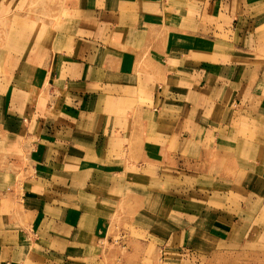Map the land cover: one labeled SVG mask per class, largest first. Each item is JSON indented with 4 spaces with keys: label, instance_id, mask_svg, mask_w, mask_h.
I'll return each mask as SVG.
<instances>
[{
    "label": "crops",
    "instance_id": "obj_1",
    "mask_svg": "<svg viewBox=\"0 0 264 264\" xmlns=\"http://www.w3.org/2000/svg\"><path fill=\"white\" fill-rule=\"evenodd\" d=\"M79 8L87 17L74 21L55 53L41 44L27 52L30 41H16L14 33L13 51L0 47V264H95L123 193L132 188L123 184V172L145 161L179 169L177 156L201 157L190 148L202 142L184 134L193 126L189 108L198 98L206 108L222 107L229 89V96L240 89L244 95L250 85L242 76L255 72L251 63L264 43V0H83ZM239 17L247 19L242 28L233 22ZM145 51L147 64L157 67L148 76L141 67ZM245 60L247 67L235 63ZM33 81L51 91L50 100H33ZM258 103L251 100L249 110L258 111ZM231 106L216 137H231L232 160L264 170V127L255 129L250 115L240 114L243 104ZM209 130L196 117L194 131L207 137ZM211 154L225 156L224 145L206 153L201 169H211ZM169 201L175 209L182 204L184 220L201 219L203 233H234L221 242L242 245V229L264 237L259 207L236 215ZM195 228L185 223L178 235L186 243Z\"/></svg>",
    "mask_w": 264,
    "mask_h": 264
},
{
    "label": "rangeland",
    "instance_id": "obj_2",
    "mask_svg": "<svg viewBox=\"0 0 264 264\" xmlns=\"http://www.w3.org/2000/svg\"><path fill=\"white\" fill-rule=\"evenodd\" d=\"M82 2L83 0H0V47L13 51L9 47H13L11 33H14L17 36L16 41H21L20 36L25 41H30V51L27 49V52L32 53L33 49H39L41 44L44 48L48 46L49 51L55 53L57 43L69 34L74 21L82 13L87 17L88 10L79 8ZM228 12L226 11V15H232ZM243 18L239 17L233 20L235 27L241 26L242 28V23L246 24L247 19ZM221 21L223 24H228L227 19ZM237 24L239 26H236ZM224 37L228 40L232 39L230 33H225ZM226 42L225 40L226 49H230L232 46ZM230 44L232 45V43ZM244 44L240 43L239 48L242 49ZM16 45L18 46L19 43L16 42L14 46ZM256 54L261 56H257L251 63L255 72L242 76L241 83L250 85L244 95L237 94L241 92L240 89L236 94L229 96L231 93L229 89L227 97L226 94L224 96L226 97L223 100L225 105L222 107L206 108L205 101L200 102V98H198L194 103L200 104L189 108L192 113L190 120L193 126L192 130L190 129L184 134L202 142L199 148L194 146L195 143L190 148L195 152L197 149L198 153H201V157L198 155L199 158H196L190 154L177 156L176 161L179 162V169L171 170L166 165H154L145 161L142 164H131L135 171L126 170L123 172V184L132 188L131 190L128 188L123 193V203H121L117 217L109 228L110 232L104 240L103 250L95 253V264H264L263 234H244L242 229L239 232L242 239H245L242 245L221 242L222 236V239L226 240L227 238L228 240L229 236L234 233H230V230H225L223 235L203 233L205 229L198 226L201 219H192L191 222L184 220L182 216L184 211L180 209L182 204L177 206L178 209H175L174 203L169 201L174 198L188 199L189 205H192L190 210L193 212L202 207L206 211L211 209L210 211L215 210L218 213L229 212L238 215L243 211L246 214L249 207L252 210H257L259 207L260 211L264 213L263 168H256L255 165L246 163L241 158L236 157L235 160H232L231 152L234 151V147L231 146V137L229 140L221 139V136L216 137L217 125L218 127L226 126V120H230L232 117L231 105L234 100L238 104H243L244 107L241 108L240 114L250 115V124L255 129L264 127V123L259 120L263 118L262 115L264 116V43L257 44ZM147 55L148 52L145 51V58L141 65L146 76L157 69L154 65L147 64L150 59L147 58ZM235 63H240V67L243 68L247 67L248 60ZM227 77L229 78L230 75ZM115 81L119 82L117 79L111 82ZM158 84L156 82V85ZM48 85L47 87H50ZM34 86L36 89L32 91V94L36 97H33V100L34 98L35 100L46 98L45 96L50 100L51 91L46 93L40 91L35 83L33 88ZM208 93L209 96L213 94L211 91ZM254 98L259 100L257 105L261 106L258 107V111H253V108L250 111L248 107ZM218 99L221 100L222 96L220 95ZM234 108L238 109V106ZM181 111L184 112L183 107H181ZM196 117L197 122H207L211 130H209V134L212 136L200 137L201 134L194 131ZM181 132H183L182 128H177V134L182 135ZM185 139L187 138L183 136L177 138L175 146L180 149L181 146H184ZM221 143L224 145L225 156L211 154L208 156L211 169H201L200 166L204 167L203 164H205L206 153L210 150L216 152ZM187 159L192 162H187ZM166 164L168 163L166 162ZM136 173L143 175L138 181L133 178ZM134 198L136 201L132 200ZM185 223L188 226L195 225L196 227L193 230V235L188 236L186 243L184 236L180 238L178 235V231L184 230Z\"/></svg>",
    "mask_w": 264,
    "mask_h": 264
}]
</instances>
